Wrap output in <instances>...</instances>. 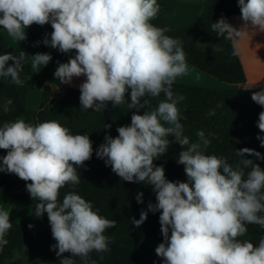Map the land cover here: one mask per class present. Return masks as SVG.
<instances>
[{
	"label": "clouds",
	"instance_id": "9594fccd",
	"mask_svg": "<svg viewBox=\"0 0 264 264\" xmlns=\"http://www.w3.org/2000/svg\"><path fill=\"white\" fill-rule=\"evenodd\" d=\"M238 6L244 28L237 30L221 17L211 24L212 30L230 40L249 26L264 32V0H238ZM159 12L157 0H0V27L21 42L32 25H51L50 39L46 36L43 44L62 54L75 53L67 62H57L54 76L62 84L85 78L79 85L82 110L101 112L109 103L114 108L127 103L137 110L130 124L116 129L117 136L105 135L95 155L123 181L152 187L156 202H149L132 223L139 227L149 211L160 213L163 242L155 254L162 264H264V238L258 244L240 239L248 225L264 229V168L245 154L261 160L264 155L242 148L235 151L241 159L233 167L224 157L201 151V145L210 143L202 130L196 133L197 142L183 134L178 104L184 96L176 95L173 85L187 72L186 53L178 39L165 34L169 29L152 23ZM28 56L23 50L19 56L0 54V78L23 86L20 73ZM30 57L36 73L52 60L50 53ZM161 93L165 99L149 109L146 97ZM251 99L264 108V90L253 92ZM11 104L7 100L3 111ZM208 114L215 115V110ZM257 127L264 132V111ZM257 139L264 147V137ZM173 142L182 149L176 162L184 166L186 182L167 179L164 167L154 163ZM0 149L6 152L0 157V172L25 181L38 201L35 216L47 214L60 264H77V257L80 264H97L90 254L109 251L105 233L116 221L101 216L75 192L60 199L62 188L79 184L78 169L92 158L89 135H74L57 120L34 124L17 118L0 126ZM136 200L143 203L142 192ZM12 226L10 213L0 210V251L8 244L5 236Z\"/></svg>",
	"mask_w": 264,
	"mask_h": 264
},
{
	"label": "trees",
	"instance_id": "16d2710c",
	"mask_svg": "<svg viewBox=\"0 0 264 264\" xmlns=\"http://www.w3.org/2000/svg\"><path fill=\"white\" fill-rule=\"evenodd\" d=\"M160 12L153 24L169 29L165 34L178 39L186 53V62L198 71L215 78L228 85H243L246 83V75L238 54L234 48L232 39L218 36L212 30L211 24L221 17L227 21L233 16L241 15L238 0H210L207 15L199 18L195 23L188 26H175L165 16L170 8L160 2ZM27 39L23 41L20 50L25 51L33 43L37 42L36 36L29 31ZM45 53H50L52 62L55 61L58 50H48L41 43ZM16 51L2 37H0V54L12 52L19 56ZM9 65L14 63L8 62ZM20 78L24 80L23 86L10 82V78H0V126L6 121H14L23 118L26 122L40 123L48 120H57L60 124L70 129L72 134H88L93 142V155L85 166L78 169L80 182L77 185H67L60 190V199L68 192L79 194L93 205L94 210L107 219L115 220L116 226L106 231L109 237V251L104 253L92 252L90 259L97 264H155L141 258V253L148 239L163 242L160 231V213L148 212L147 219L139 227L132 223V218L139 219L142 210L147 211L149 202L155 203V193L150 185L123 181L112 172L110 166H106L104 160L95 155V149L105 142V135H118L116 129L128 125L131 115L137 111L130 110L127 103L116 108L109 103L104 111L96 112L82 110L79 96L80 91L68 88L59 101L57 112L50 110L52 90L43 80L36 79L32 75L30 57L23 63ZM42 90V107L37 112H31L27 106V97L31 90ZM262 89L241 90L226 89L218 90L198 86H190L174 83L173 91L176 95H183L184 100L178 104L181 112L183 134L190 142H197L196 133L203 131L209 144L201 145V151L209 155L224 157L233 167L237 165L241 157L235 151L242 148L255 149L264 155V147H261L257 136L264 137L257 127L259 113L264 111L256 104L251 95ZM11 99L9 111L4 112L3 106ZM150 101L149 109L155 108L160 100L165 99L164 94L158 98L146 97ZM126 100L130 101V93L126 94ZM215 110V115H209L210 110ZM143 109L138 114H143ZM111 128H105V125ZM174 141V137H169ZM181 146L172 143L165 155L155 160L158 166H163L167 179L171 181H185L184 166L177 164L178 153ZM2 149H0V157ZM245 158L253 159L255 163L264 168V160L245 154ZM250 169H245V173ZM9 173L0 183V204L4 203L7 194L19 187L18 183L8 181ZM143 193V203H137V193ZM18 198L27 202L32 210L31 216L24 219L20 224H13L5 239L8 244L0 251V264H6L13 259L14 252H18L19 258L11 264H60V257L52 245L56 241L52 238L51 228L47 214L37 218L34 214L37 200H30L24 193ZM33 225L30 229L28 225ZM248 232L240 239L250 240L258 244L264 238V229L259 225H248ZM65 257L70 253L63 254ZM101 257H103L101 259ZM80 264L79 257L75 258Z\"/></svg>",
	"mask_w": 264,
	"mask_h": 264
},
{
	"label": "crops",
	"instance_id": "0c3cea01",
	"mask_svg": "<svg viewBox=\"0 0 264 264\" xmlns=\"http://www.w3.org/2000/svg\"><path fill=\"white\" fill-rule=\"evenodd\" d=\"M157 2L167 5L170 10L165 13L166 18L175 26H188L195 23L199 18L207 15L209 11L210 0H157ZM239 16H233L230 18L229 23L240 30L245 27L244 21ZM31 31L37 39L36 43H33L27 48V52L30 55L36 53H45L41 43L46 36L50 39V33L52 31L51 25L46 24L44 26L32 25L26 29V34ZM0 37L5 39L14 50L19 51L22 48L23 41H17L7 34L6 31L0 27ZM234 48L238 54V57L244 68L246 75V83L243 85H228L222 83L215 78L208 76L197 69L189 66L187 72L176 78L175 83L198 86L204 88L226 90V89H241V90H264V32L252 29L250 26L245 30V33L239 38L232 39ZM49 49V46H47ZM74 51L68 54H62L58 51L54 62L50 61L47 66H41L39 72H35L32 69V75L36 79L43 80L48 87L52 90V97L50 103V110L57 112L59 110V101L63 97L66 89L71 88L79 91V85L85 79L84 77L74 78L70 84H62L54 76V72L58 66L57 62H67L70 56H73ZM31 62V57H30ZM42 90L33 89L29 92L27 97L26 106L31 112H37L42 107ZM25 120V119H24ZM6 155V152L2 150V156ZM1 156V157H2ZM5 176V172H0V183ZM10 183H18L21 187L9 192L4 203L0 204V210H7L10 213V222L13 224H20L24 219L28 218L32 214L30 205L18 198L19 195L25 194L26 182L19 179L16 175L10 174L8 176ZM146 242V245L141 253V258L148 262L155 264H162V259L155 254V248L160 242L155 240L154 242ZM150 245L147 246V244ZM147 247V248H146ZM149 255L143 258L144 251ZM19 258H15V252L12 260H8L6 264H11Z\"/></svg>",
	"mask_w": 264,
	"mask_h": 264
},
{
	"label": "rangeland",
	"instance_id": "374dc122",
	"mask_svg": "<svg viewBox=\"0 0 264 264\" xmlns=\"http://www.w3.org/2000/svg\"><path fill=\"white\" fill-rule=\"evenodd\" d=\"M49 49L52 50L53 48L49 47ZM25 195H26L30 200L33 201L32 197L30 196V194L28 193L27 190H26V192H25ZM24 202H25V201H24ZM26 203H27V202H26ZM27 204H28V203H27ZM28 205H29V204H28ZM154 241H155V239H150L149 242L151 243V242H154ZM150 243H148L147 246L150 245ZM146 248H147V247H146ZM148 255H149V254L146 253V250H145L144 253H143V255H142V257H143V258H146V256H148ZM17 256H18V252H15V258H17Z\"/></svg>",
	"mask_w": 264,
	"mask_h": 264
}]
</instances>
